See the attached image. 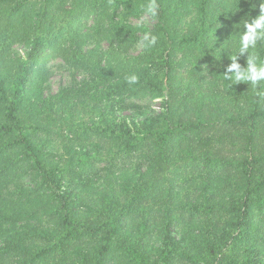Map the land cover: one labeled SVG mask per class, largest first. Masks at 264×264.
Listing matches in <instances>:
<instances>
[{
	"label": "trees",
	"instance_id": "16d2710c",
	"mask_svg": "<svg viewBox=\"0 0 264 264\" xmlns=\"http://www.w3.org/2000/svg\"><path fill=\"white\" fill-rule=\"evenodd\" d=\"M259 4L0 0V264H264V81L223 78ZM45 48L87 76L29 86ZM145 95L158 110L122 114Z\"/></svg>",
	"mask_w": 264,
	"mask_h": 264
},
{
	"label": "rangeland",
	"instance_id": "374dc122",
	"mask_svg": "<svg viewBox=\"0 0 264 264\" xmlns=\"http://www.w3.org/2000/svg\"><path fill=\"white\" fill-rule=\"evenodd\" d=\"M121 4L117 3L113 5L111 8H108V10H111L112 12H115L120 8ZM93 17L92 13L88 14V22L91 21V18ZM125 19H127V22H130L131 25L137 26L138 34L144 35L147 30H149L152 27L153 19L147 12H138L134 16H123ZM112 18L114 20L117 19V17L112 15ZM124 21V20H123ZM89 23H87L88 25ZM121 24V23H120ZM119 24V25H120ZM59 46H63V48H66L70 50L67 47V43H59ZM74 45L78 46L82 50H85L87 48H90L94 46L93 44H89L86 42V33L85 29L81 30V35L78 37L76 41L73 42ZM108 42L106 39L97 40L96 45L93 47L94 49L92 52H89L86 54V61L88 64H95L97 63V60L95 59L97 55H100L102 58H104V52L107 49ZM26 46L22 44H12L10 46L9 51L12 56H18V55H25ZM139 47H137L135 53L138 51ZM65 55L62 54L60 50H56L55 48H45L41 55L36 59V61L32 64L31 71L28 75L29 82L28 85L32 86L34 85L35 78L40 75V73H44L43 80L41 82V88L43 95L48 93H55L57 92L61 87L66 86L70 82V76H75L77 80L81 79L83 76H87L82 68L78 67H72L70 65V62L66 61ZM106 58V57H105ZM104 58V59H105ZM103 59V60H104ZM103 63V61H102ZM84 71V72H82ZM94 76V75H92ZM159 109V98H152L147 95L142 97H136V98H129L126 100V103L124 104V109L122 110V114L127 115L128 118L133 119H140L141 117L150 114L153 110Z\"/></svg>",
	"mask_w": 264,
	"mask_h": 264
},
{
	"label": "clouds",
	"instance_id": "9594fccd",
	"mask_svg": "<svg viewBox=\"0 0 264 264\" xmlns=\"http://www.w3.org/2000/svg\"><path fill=\"white\" fill-rule=\"evenodd\" d=\"M152 14L155 15L154 5ZM247 16L248 18L243 22V31L239 36L238 48L235 53H230L231 62L225 67L223 78L225 81H234V84L246 82L248 85L256 86L259 82L264 81V61L258 60L255 54L258 41L264 39V0H260L259 15ZM237 53L247 54L245 66L238 62ZM135 79L132 77L130 82H135Z\"/></svg>",
	"mask_w": 264,
	"mask_h": 264
}]
</instances>
